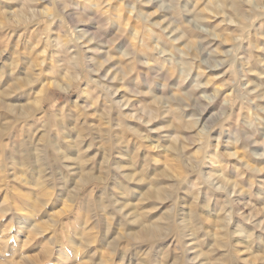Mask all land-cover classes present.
Returning a JSON list of instances; mask_svg holds the SVG:
<instances>
[{
	"label": "rangeland",
	"instance_id": "374dc122",
	"mask_svg": "<svg viewBox=\"0 0 264 264\" xmlns=\"http://www.w3.org/2000/svg\"><path fill=\"white\" fill-rule=\"evenodd\" d=\"M0 56V264H264V0H0Z\"/></svg>",
	"mask_w": 264,
	"mask_h": 264
},
{
	"label": "bare ground",
	"instance_id": "6f19581e",
	"mask_svg": "<svg viewBox=\"0 0 264 264\" xmlns=\"http://www.w3.org/2000/svg\"><path fill=\"white\" fill-rule=\"evenodd\" d=\"M86 1H88V0H86ZM66 6V5H65ZM232 6H233V8L236 10V11H238V15L240 16V19L242 18L243 20H244V18H245V15L244 14H241L240 13V11H239V6L238 5H236L235 3H233L232 4ZM46 10H45V12L44 13H46V14H49L50 13V9L49 8H45ZM52 15V14H51ZM56 16V15H55ZM239 22V21H238ZM241 22V21H240ZM243 23V22H242ZM53 24V23H52ZM80 38H82V37H80ZM1 57V56H0ZM126 69H124V71H125ZM126 73V72H125ZM128 73V72H127ZM125 75H127V74H125ZM1 94V93H0ZM8 107H9V109L10 110H12V111H14V107H13V105H7ZM16 108V107H15ZM25 111V110H24ZM29 116V114L28 113H26V115H24V117H28ZM150 118V117H149ZM67 135V134H66ZM68 136V135H67ZM70 136V135H69ZM83 138V137H82ZM107 139V138H106ZM82 142H84V139H82L81 140ZM90 141L91 142H87V141H85V151L86 152H88L92 147H93V145H92V141L93 140H91L90 139ZM117 141H120V138H118L117 139ZM104 142H106V141H104ZM161 147V146H160ZM103 148V147H102ZM84 149V148H83ZM118 149H119V147H118ZM101 150V149H100ZM122 151V150H121ZM93 152V151H92ZM99 152V151H98ZM110 152V151H109ZM97 153V152H96ZM124 153V152H123ZM30 155V154H29ZM33 155V154H32ZM61 155V154H60ZM68 155V153H64V157L65 158H68V159H73V157L71 158V156H67ZM102 156H104V155H102ZM111 156V155H110ZM92 157V156H91ZM108 157V156H107ZM34 158V157H33ZM38 158H40L39 156H38ZM80 158H81V160L80 161H88L87 159H84L83 157H82V155H80ZM113 158V157H112ZM41 159V158H40ZM118 159V158H117ZM109 160H110V158L108 159V158H106V157H104V159H103V164H106V163H108L109 162ZM120 161V160H119ZM125 162V161H124ZM123 162V163H124ZM81 163V162H80ZM88 163V162H87ZM75 162L74 163H69V164H67V167L68 168H71L72 170H75V169H73V168H75ZM82 165V164H81ZM98 165H100V164H98ZM128 167H132V166H134L135 164L133 163V162H131V165L128 163ZM78 166H79V164H78ZM85 166V165H84ZM117 166H118V168H123V166L121 165V164H117ZM90 167V166H89ZM86 169V168H85ZM84 170V169H83ZM90 170H93V167H91L90 168ZM43 171H44V169H43ZM51 171V170H50ZM73 172V171H72ZM125 173V176L127 177V179H130V180H135L137 177H136V172L134 171V169H130L129 170V172L128 173H126V172H124ZM123 174V173H122ZM65 176V175H64ZM80 177H79V179L81 180V183H77L76 184V186L70 191V193H71V195H70V197H68V202L70 201L71 203L72 202H76L77 201V199H78V197H80V195H81V193L84 191V187L85 186H88V185H90L91 184V181H97V182H103L104 180H103V178H101V177H98V176H94V175H91L89 172H88V170L87 171H85L84 170V172L82 173V174H80L79 175ZM124 176V177H125ZM148 179V178H147ZM140 180H142V179H140ZM123 181V180H122ZM93 184V183H92ZM103 184V183H102ZM41 185V184H40ZM105 185H107V184H105ZM171 186V185H170ZM68 187V186H67ZM123 187H124V184H123ZM145 187V186H144ZM69 188V187H68ZM141 188V187H140ZM150 188H153V190L152 189H150ZM105 189V188H104ZM124 190V189H123ZM167 190H169V189H167ZM167 190H166V187H162V186H150L149 188H148V190H146V191H143L142 193H138V198H137V200H139V201H146L147 202V200L149 201V200H154V199H159V200H162V201H164L165 200V202H168V201H166V200H168V199H170L171 197L168 195V192H167ZM64 191V190H63ZM50 192V191H49ZM134 193V192H133ZM130 194V193H129ZM108 195V194H107ZM133 195V194H132ZM131 195V196H132ZM67 197V196H66ZM132 199H134V198H132ZM113 202V201H112ZM111 202V203H112ZM116 202V201H115ZM153 203V205H155L156 204V202H152ZM64 205V204H63ZM68 204H65V206H67ZM132 205H134V204H131V203H127V201H124V203H123V205L120 207V209H119V211H123L124 209H125V207L127 208V206L128 207H131V208H129L128 210H124V214L126 215V217L127 216H129L130 214H132V212H133V209H135L136 207L135 206H132ZM156 206V205H155ZM34 208H35V206H33V207H31V209L32 210H34ZM170 208H168V210H169ZM6 209H2V211H5ZM24 210V208L23 207H19L18 209H17V215H18V217L20 218L21 217V214H20V212H22ZM31 210V211H32ZM168 210H167V212H168ZM135 211H137V210H135ZM30 212V211H29ZM166 212V213H167ZM144 213V212H143ZM135 214V215H134ZM133 215H134V218H136L137 220L139 219V217L141 216V214H138V213H134ZM169 214V213H168ZM17 217V218H18ZM131 217V216H130ZM133 218V219H134ZM161 218H163V219H161V220H164L163 222L161 221V220H159V218L157 219V220H155V222H151V223H145V222H140V225L142 226V232H143V236H146V237H148V236H151V238L152 237H154V236H156V233L159 231V230H161L165 225H167V215L165 214L163 217H161ZM170 218V215H169V217H168V219ZM166 219V220H165ZM144 220V219H143ZM165 228V227H164ZM41 231V230H40ZM147 240H148V238H147Z\"/></svg>",
	"mask_w": 264,
	"mask_h": 264
}]
</instances>
